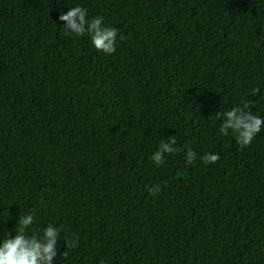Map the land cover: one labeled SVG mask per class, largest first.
<instances>
[{"label":"trees","instance_id":"obj_1","mask_svg":"<svg viewBox=\"0 0 264 264\" xmlns=\"http://www.w3.org/2000/svg\"><path fill=\"white\" fill-rule=\"evenodd\" d=\"M75 6L113 54L64 28ZM245 101L264 117V0H0V242L32 214L53 264H264V127L219 133Z\"/></svg>","mask_w":264,"mask_h":264},{"label":"clouds","instance_id":"obj_2","mask_svg":"<svg viewBox=\"0 0 264 264\" xmlns=\"http://www.w3.org/2000/svg\"><path fill=\"white\" fill-rule=\"evenodd\" d=\"M87 9L75 6L71 7L66 13L59 15L58 20L63 22L64 28L76 36H83L87 33L91 37L93 47L104 54H113L116 51V41L119 30L114 27H105L102 17H95L89 20L87 18ZM122 39V37H121ZM259 89H252L253 95L257 94ZM253 105L245 101L241 105L233 107L231 110L222 114L223 122L220 125L219 133L222 136L234 135L236 143L245 148L251 145L253 139L260 133L264 127V117H260L252 112ZM176 144L174 138L162 139L159 142L157 150L152 154V162L159 167L164 163L165 158L176 152L173 147ZM220 156L214 153H206L202 157L204 164H214L218 162ZM197 160V154L194 151H187L185 162L192 165ZM152 194L161 191L159 184L148 188ZM35 223L32 214L24 215L19 220L16 227V235L11 239H4L0 242V264H53L57 256L58 241H60V231L52 224H48L43 234L27 235L26 229ZM76 240L64 241V247L75 248ZM64 256L67 252L64 251Z\"/></svg>","mask_w":264,"mask_h":264}]
</instances>
